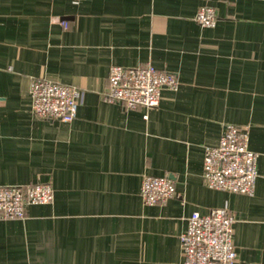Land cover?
<instances>
[{"label":"crops","instance_id":"obj_1","mask_svg":"<svg viewBox=\"0 0 264 264\" xmlns=\"http://www.w3.org/2000/svg\"><path fill=\"white\" fill-rule=\"evenodd\" d=\"M202 6L214 28L195 22ZM148 64L179 81L158 107L104 100L111 66ZM38 79L82 90L72 122L31 113ZM0 101V186L54 196L0 221V264H181L188 217L219 208L239 261L264 264V0H0ZM227 124L249 129L253 196L203 182ZM145 176L171 178L175 198L143 204Z\"/></svg>","mask_w":264,"mask_h":264},{"label":"built area","instance_id":"obj_2","mask_svg":"<svg viewBox=\"0 0 264 264\" xmlns=\"http://www.w3.org/2000/svg\"><path fill=\"white\" fill-rule=\"evenodd\" d=\"M194 19L201 28L208 29L217 22L215 11L209 6L200 7ZM178 86L175 74L159 72L150 64L111 66L103 98L123 104L126 110L153 109L158 107L163 90L175 91ZM82 96V90L74 86L38 79L30 89V110L41 120L70 123L76 118ZM248 143V127L227 124L218 144L205 148L202 179L208 189L253 196L258 155L249 149ZM139 194L147 206L164 205L176 196L174 181L169 177L145 176ZM53 198L48 183L0 186V221L23 220L27 207L52 204ZM234 222L224 208L212 209L204 215L192 213L179 237L181 264H244L233 245Z\"/></svg>","mask_w":264,"mask_h":264}]
</instances>
